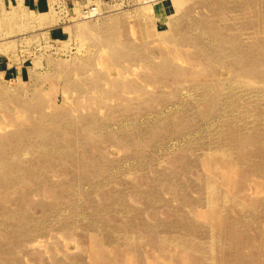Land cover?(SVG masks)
Wrapping results in <instances>:
<instances>
[{"label":"rangeland","instance_id":"rangeland-1","mask_svg":"<svg viewBox=\"0 0 264 264\" xmlns=\"http://www.w3.org/2000/svg\"><path fill=\"white\" fill-rule=\"evenodd\" d=\"M0 264H264V0H0Z\"/></svg>","mask_w":264,"mask_h":264}]
</instances>
